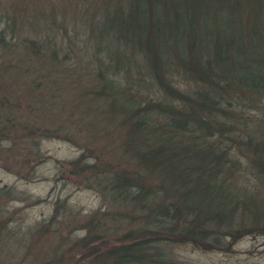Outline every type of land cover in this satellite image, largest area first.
I'll list each match as a JSON object with an SVG mask.
<instances>
[{
    "label": "trees",
    "instance_id": "16d2710c",
    "mask_svg": "<svg viewBox=\"0 0 264 264\" xmlns=\"http://www.w3.org/2000/svg\"><path fill=\"white\" fill-rule=\"evenodd\" d=\"M61 1L46 10V2L28 0L34 14L27 23L20 22L28 10L24 0L0 1L6 4L0 48L13 61V48L21 43L30 58L17 63L25 68L0 64V156L40 161L38 138L70 140L66 129L77 127L38 123L51 115L52 100L55 105L62 97L60 89L50 92L55 87L40 91L49 76L31 73L44 56L57 64L75 61L71 68L80 77L92 72L96 85L102 83L80 87L78 94L95 98L102 91L109 97L110 110L86 133L91 141L103 140V151L80 145L83 154L71 162L76 174L99 182L114 209L103 214L112 225L107 231L97 213L84 223L78 245L88 258L97 264H160L172 263L167 245L173 243L225 249L227 237L239 230L232 219L239 214L243 220L242 210L255 214L253 226L245 229L263 228L264 196L257 189L264 188V0H106L93 34L84 40L94 54L85 71L77 64L84 56H76L82 45L77 28L69 27L77 21L54 13ZM90 1L97 4L83 0ZM7 75L28 85L23 90L29 103L23 97L22 102L33 121L15 120L19 91L2 80ZM248 103L258 105L256 127L245 113ZM112 132L121 136L120 153L106 152L115 140ZM244 172L258 181L255 188L237 184ZM3 217L0 213V229L7 234Z\"/></svg>",
    "mask_w": 264,
    "mask_h": 264
},
{
    "label": "rangeland",
    "instance_id": "374dc122",
    "mask_svg": "<svg viewBox=\"0 0 264 264\" xmlns=\"http://www.w3.org/2000/svg\"><path fill=\"white\" fill-rule=\"evenodd\" d=\"M54 1L42 0V2H46L45 6H48L45 7L46 10L53 8ZM93 1H96L97 4L92 1L85 4L83 0H66V2L62 0L54 9L55 14H60L62 17L66 15L70 20L77 21L69 27L77 28L76 39H80L82 42V45L77 48L76 56L77 54L84 55H82L83 57L79 56L77 63L83 67V71L86 70L87 63L90 62L91 54L94 55L91 42L84 43V40L93 34L92 26L95 23L98 24L96 18L104 13V2H106V0ZM4 5L6 4L0 3V27L4 26L2 20L6 19L2 11ZM24 5L28 7V10L20 18L21 23H27L28 17L34 14V8L28 0H24ZM34 18L38 21L37 17L34 16ZM28 35L35 37L36 32H28ZM40 35L38 34V37ZM59 38L62 41V34L59 35ZM23 48L21 43L15 44L13 61L0 48V64L8 67L13 66L14 62H16V66L17 63L21 65L28 63L29 54ZM44 52L47 54V49ZM33 59L35 58L31 60ZM73 62L75 61H67L60 65L53 62L51 57L44 56L39 66L31 71L34 74L44 73L47 77L49 76L41 81V85L38 86L40 91L43 89L52 90L55 87V90L50 92L58 93L60 89L62 95V97L55 98V105L52 100L51 115L45 113L44 117L40 116L39 125L77 126L69 128V130L66 129L71 139L68 140L62 136L38 138L42 156L40 161L30 155L20 156L17 154L15 157L17 160H12L9 153H3L0 156V213L4 216L2 220L9 233L3 234L0 229V264H42L51 256L60 257L56 264H74V262L76 264H97L94 260L92 262L88 258L90 254L82 251L80 244L78 245L80 238L86 234V230L83 228L84 223L91 215L97 213L102 220L101 223L106 225V231L107 228L112 227L108 222V216L104 218L103 214L111 213L114 210L113 205L103 195V189L99 182L76 174L74 166L71 164L83 154L80 145L88 144L90 148L103 151L101 148L104 144L103 140L91 141L86 133L91 134L88 129L93 121L95 124L101 123L103 115L110 110L109 102L106 99L109 97L101 91L95 95V98L82 99L81 95L84 93L78 94L80 87L84 89L90 85L102 87V83L96 85V80L91 75L92 72L85 73L80 77L78 71L71 68ZM21 65L18 66L25 68ZM67 68L70 70L67 71ZM4 78H2L3 81L10 80L11 84H16L14 87L17 86L19 91L14 92L18 95L14 102L19 101L15 103L19 104V107L16 105L15 108L18 112L21 110L22 114L14 111L15 120L17 122L21 119L33 121V116L31 119L29 118L32 111L29 106L24 105L25 101L29 103L25 95L26 91L23 90L24 81L11 75ZM25 87L28 88V85ZM99 87L96 90H100ZM22 97L24 102H22ZM250 102H254V100ZM261 103L260 101L258 104ZM257 106L248 103L245 107V113L249 116V123L253 127H256L260 120ZM58 115H62V117H58ZM81 119L87 120L89 123L84 126ZM112 135L115 140L112 139L114 142L106 147V152L110 154L108 151L113 150L115 153H120L121 136L117 132H112ZM8 150L9 148H5L4 152ZM88 161L93 162L94 160L91 157L88 158ZM31 165H34L32 169L29 168ZM236 181L246 189L255 188L258 184V181L252 178L248 172L240 174ZM257 192L264 196V188L257 189ZM242 212L243 220H240L239 214L232 219L238 224L233 227L239 228V230L231 232L234 237H227L226 241L229 242L227 248L197 245L193 242L173 243L167 245V252L168 255L170 254L172 263L163 261L160 264H264V227L252 232L247 230L250 228L245 229L243 226H253L255 214L253 211L242 210ZM261 219L264 221L263 218ZM38 231H41L42 234H36ZM106 234L105 240L111 245L114 243V238L111 235L108 236L109 232ZM28 247L32 249H27Z\"/></svg>",
    "mask_w": 264,
    "mask_h": 264
}]
</instances>
